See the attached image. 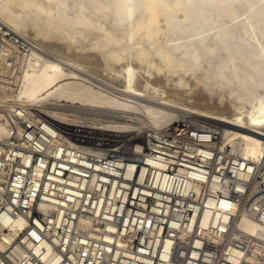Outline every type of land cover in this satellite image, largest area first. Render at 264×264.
<instances>
[{
  "label": "built area",
  "instance_id": "built-area-1",
  "mask_svg": "<svg viewBox=\"0 0 264 264\" xmlns=\"http://www.w3.org/2000/svg\"><path fill=\"white\" fill-rule=\"evenodd\" d=\"M0 111V264H264V230L239 227L264 224V134L248 155L188 114L125 136Z\"/></svg>",
  "mask_w": 264,
  "mask_h": 264
},
{
  "label": "bare ground",
  "instance_id": "bare-ground-1",
  "mask_svg": "<svg viewBox=\"0 0 264 264\" xmlns=\"http://www.w3.org/2000/svg\"><path fill=\"white\" fill-rule=\"evenodd\" d=\"M0 29L9 109L22 102L125 136L188 114L248 155L263 143L264 0H0ZM239 227L264 230L246 216Z\"/></svg>",
  "mask_w": 264,
  "mask_h": 264
},
{
  "label": "rangeland",
  "instance_id": "rangeland-1",
  "mask_svg": "<svg viewBox=\"0 0 264 264\" xmlns=\"http://www.w3.org/2000/svg\"><path fill=\"white\" fill-rule=\"evenodd\" d=\"M219 4H220V2H219ZM213 10V9H212ZM218 15V14H217ZM212 16V15H211ZM219 16V15H218ZM34 39V38H33ZM116 85L117 86H122V84H121V82L119 81V80H116Z\"/></svg>",
  "mask_w": 264,
  "mask_h": 264
}]
</instances>
